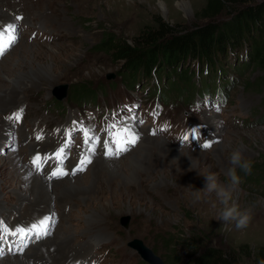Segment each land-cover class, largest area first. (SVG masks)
<instances>
[{"label":"rangeland","instance_id":"374dc122","mask_svg":"<svg viewBox=\"0 0 264 264\" xmlns=\"http://www.w3.org/2000/svg\"><path fill=\"white\" fill-rule=\"evenodd\" d=\"M261 1L251 0V5ZM6 2L13 4L12 12L6 8L7 5L3 6L2 10L8 11L15 20L18 26V40L6 52L12 50L9 59L4 60L7 64H12L10 72H5L7 78L2 76L4 79H0V90L9 89L13 94L19 87H26L24 86L25 90L19 91L16 99L9 100L11 102L0 112V120L8 127L3 138L4 145L0 147V168L12 155L16 158L15 161L18 160L19 169L26 168L32 171L33 175L50 181L54 192L59 194V198L52 202L51 210L43 209L42 214L34 213L39 220L45 216H54L51 234L40 239H54L59 231L62 234L66 231L69 238L63 244L77 248L82 247L92 237L103 235L106 238L91 247L89 253H81L80 255L86 256L82 261H72L73 258L69 257L57 264H143L145 262L137 252L127 245L133 240L142 241L163 264H175V260L178 261L177 264H188L189 258L180 245L183 238L192 236L199 239L200 247L232 250L239 253L242 264H252L253 258L245 254V249L253 252L255 249L264 248V89L256 84L262 73L256 70L249 60L248 48L241 47L236 54H229L226 65L222 66V77L218 76L219 69L216 66L217 76L210 77L217 78L214 83L221 87L219 96L212 98L215 87L211 90V97L207 96L204 101L196 97H184L188 103L180 101L175 94L168 102L157 101L156 98L146 100L151 98L152 89L157 92L166 85L172 72L169 70L166 76V69L169 68L158 69L157 74L161 77L159 79L153 77L146 81L145 77L140 76L139 80L134 79L131 84L129 78L120 75L122 63L114 62L108 55L96 50L103 35L112 34L131 41L156 17L170 25H177L180 30L189 29L201 23L198 13L206 0ZM16 17L22 19L17 20ZM228 17L221 15L216 18V22L224 21ZM3 57H0V60ZM190 63H193V76L190 78L193 77V85H198L199 88L200 83L204 81L202 72L208 65L203 61ZM199 69L201 74L198 73ZM84 82H90L93 97L74 100V92ZM249 82L253 83L252 86H245ZM61 85H67L68 90L67 98L59 103L53 95L54 88ZM142 85L146 86L145 91H140ZM95 101L98 102L97 106H93ZM160 101L165 109L159 108ZM116 104H125L126 111H118L116 108L112 110ZM19 109H23L20 122L6 119ZM83 109H91L90 126L100 141L95 155L92 156L93 164H88L83 172L54 177L51 180L47 174L42 175L31 169V161L25 164L28 155L33 157L38 151H44L45 154L64 145L68 140V124L78 125V120L85 115ZM133 115L137 117L136 121L131 119ZM141 120L143 123L139 122ZM113 123L118 126L134 125V130L140 138L128 151L119 156L108 157L104 154V141L109 140L108 126ZM209 124L222 130L220 136H217ZM193 127L199 129L196 139L191 138ZM153 132L156 134L153 135ZM185 134L189 135V140L183 141L185 147L181 148L180 142ZM22 135L25 142L20 145ZM37 135H42L43 138L37 140ZM80 135L74 134L71 143ZM145 138L155 139L145 145L147 158L160 157L164 149L159 144L164 145L166 142L178 146L183 157L189 160L174 158L172 163H175L171 168V158H162L163 164L169 166L165 168L166 175L161 171L157 172L158 169L153 172L151 179L140 173L144 180L143 183L137 182L136 186H133L136 198H132L129 191L131 194L127 193L118 201L113 203V200H110L97 205L96 208L90 200L82 199L77 194L69 200L64 198L65 195H74L77 191L86 195V192H91L94 187L99 186L97 177L100 175V179L106 174L94 170V160L108 157L109 161H116L135 153L140 154L142 148L139 145ZM158 139L161 142H157ZM205 142H213V146L205 149L202 147ZM112 147L114 149L115 145ZM234 149H238L254 167L248 175L239 168L236 169L242 182L241 191L235 195V200L242 208H250L253 214L249 226L245 229H236L234 223L224 227L223 222L217 218L222 206L214 193L196 203H193L191 197L192 189L201 190L206 186L203 173L214 172L222 182H227L226 173L231 166L229 156ZM66 151L64 162L51 158L42 164L41 169L53 166L60 168L61 165L70 168L78 165L81 154L86 151L84 140L76 145L70 144ZM44 154L38 155L43 157ZM179 165H182L181 168ZM36 169L40 170L38 167ZM7 171L11 172L10 169ZM68 178L74 181L71 186H68ZM161 180L164 185L154 187V183ZM13 190L4 187L0 192V220L9 228L15 227V223L17 226H30L33 221L25 215L27 204L21 205L20 209L14 212V207L20 204H17V193ZM94 214L98 218L91 229L89 217ZM126 217L129 218L128 225L123 228L121 220ZM12 239L7 237L5 241H0V250L3 252L0 258L23 256L29 246H36L40 240H36L32 235L18 240L11 246ZM13 247H16L15 251ZM20 248H23V251H20ZM27 259H30V256Z\"/></svg>","mask_w":264,"mask_h":264},{"label":"trees","instance_id":"16d2710c","mask_svg":"<svg viewBox=\"0 0 264 264\" xmlns=\"http://www.w3.org/2000/svg\"><path fill=\"white\" fill-rule=\"evenodd\" d=\"M198 14L201 23L189 29L180 30L177 25H170L156 17L131 41L112 34L103 35L96 50L105 53L114 62L122 63L120 75L129 78L131 84L134 79L139 80L140 76L145 77L146 81L153 77L159 79L161 77L157 74L158 69L169 68L166 69V76L169 70L172 72L163 87V98L175 94L181 99L184 95H192L199 89L197 85H193V77L190 78L193 76L191 72L193 63L190 62L203 61L208 65L202 72L205 83L203 85H206L205 90H208L209 86L214 88L218 86L214 83L217 78L210 77L216 75L215 68L218 67V76L222 77L221 74L224 73L221 71L222 66L226 65L229 54H236L241 47H245L248 48L249 60L255 69L262 73L256 84L264 89V0L255 5H251V0H206ZM221 15L229 17L216 22V18ZM198 73L201 74V69ZM252 84L249 82L245 86ZM90 88V82H84L74 92V100L93 97L94 92ZM146 89V86L142 85L140 91ZM181 242L180 246L189 258L188 264H242L238 252L226 251L219 247H200L196 236L183 238ZM245 254L248 257L252 256V264H264L263 247L253 252L246 248ZM175 262L178 263L177 260Z\"/></svg>","mask_w":264,"mask_h":264},{"label":"bare ground","instance_id":"6f19581e","mask_svg":"<svg viewBox=\"0 0 264 264\" xmlns=\"http://www.w3.org/2000/svg\"><path fill=\"white\" fill-rule=\"evenodd\" d=\"M3 6H6V8L9 11L13 9V4L11 5L10 3H7L6 0H0V28H2L5 25H8L9 23L15 24V20L8 14L9 12L8 11L4 12L2 10ZM11 51L12 50L6 53L5 56L0 60V79L2 78L4 79V77L7 78L6 73L10 72L11 70L12 63L10 62V60H9L10 63L8 62L9 64L4 62V60L9 59L8 56L11 54ZM24 86L26 87V85ZM24 86L19 87L18 90H15V92H13V94H11L9 89L0 90V112H2L4 108H6L7 104L11 102L9 100L16 99L19 91L25 90ZM3 123L4 122L0 120V147L4 145L3 138L4 136H6L5 131L8 129V127L3 125ZM211 124H209V126L213 128L217 136H220V132L222 130L220 131L219 129H215L214 128L215 126ZM154 140L155 139L152 138H145L143 142L139 145L142 148V153L140 154L135 153L126 158H119L116 161H109L108 157H105L104 159L98 158V160H94V170H98V173L104 172L106 174L100 179H99L100 175L97 177L98 178L97 180H99L98 183L99 186H97L96 188L94 187V190L91 192H89L90 190L88 192H86L85 190L87 196L81 191H77L74 195H70V194L65 195L64 198H68L69 200L72 199V197L77 194L78 196H81L82 199L90 200L91 203L95 206V208L97 207V205L100 206L102 205V203L107 201L109 202L110 200H113L114 203L118 201L120 197L126 195L127 193H130L129 191H131L132 193V194L130 193L131 197L136 198L134 195L135 188H133V186H136L137 182H138L137 184H139V182L143 183L144 180L140 177V173H144V175L147 178L150 177L151 179L153 176L152 174H154L153 172H155V170L158 169L157 172L161 171L166 175L165 168L169 166L163 164V162L161 161L162 158H168V157L171 158V162H170L171 168L172 166H174L175 163V162L172 163L174 158L179 160L180 159L189 160L183 157L182 151L178 146L170 145L166 142H164V145L159 144L164 149L162 155L159 153L160 157L155 156L153 159L147 158L146 153L144 151L145 145L151 143L152 141L154 142ZM157 142H161V140L158 139ZM15 159L16 158H14V156L12 155L9 156L5 160V164L0 168V176H1L0 192L4 187L8 189H14L13 191L17 193V197H18L17 204L18 205L20 204L19 206L14 207V212L20 209L21 205L27 204L26 205L27 210L25 212L26 213L25 215L27 218L32 220L33 223H35L39 221V218L35 217L34 213L36 214V212H39V214H42L41 211H43V209L51 210L52 208L51 204L52 202L56 201L57 198H59V194L57 192H54L53 184L52 183L49 184L50 181H46L41 176L33 175L31 173L32 171L30 172L26 168L19 169L20 165H18L19 164L17 162L18 160L15 161ZM96 161H98V163ZM180 166L182 165H179V167ZM8 169H10V171L11 169H15L16 171L12 170L11 172H8L7 171ZM185 173L186 172L184 171V174ZM68 179H69V181L67 180L68 186L69 185L71 186L74 183V181L72 178H68ZM18 185H19V189H18ZM154 185H155L154 187L164 185V181L161 180L160 182L154 183ZM108 207L110 208V206ZM39 214H37V216ZM33 216L35 218H33ZM97 218L98 216L95 214L89 217V220L91 222L90 223L91 229L93 228L92 225L97 222L96 221ZM92 233L96 234L95 232ZM68 238L69 235H67L66 231H64L63 234L62 232L59 231L54 239L45 237L43 239H40L36 246L34 247L29 246V250H27L23 254V256H17V257L11 256L7 258L4 257L0 258V264H57V263H62L65 259H69V257L73 258L71 259L72 261L74 260L82 261L86 256L84 254L83 256L80 255L81 253L83 252L89 253L91 247H94L96 244H99L100 241L103 242V240H106V238L103 235H98V237H92L91 239H89V241L87 240L88 242L83 244L82 247L72 248L73 246L70 247L68 246V244L67 245L63 244V242L64 241L66 242ZM28 256H30V259H27ZM73 264L76 263L73 262Z\"/></svg>","mask_w":264,"mask_h":264},{"label":"snow or ice","instance_id":"6c2138e0","mask_svg":"<svg viewBox=\"0 0 264 264\" xmlns=\"http://www.w3.org/2000/svg\"><path fill=\"white\" fill-rule=\"evenodd\" d=\"M17 20L22 19V17H16ZM18 40V26L14 23H9L8 25L0 28V57H3L6 52L16 43ZM217 111L219 109L217 108ZM23 109H19L17 112L13 113L11 116L6 117L8 120H12L15 122H20L22 119ZM133 121L137 120V117L133 115L131 117ZM143 123V121H139ZM84 135V145L86 146V151L81 154V159L79 164L72 170V175H75L77 172H83L86 170L88 164L92 163V156L95 155L96 147L99 144V137L94 135L92 129L81 128L80 129ZM153 135L156 133L153 132ZM108 135L109 140L104 141L105 155L108 157L119 156L122 153L129 150L130 146L135 145L139 140V134L134 130V125H120L113 123L108 126ZM42 135H37L36 139H42ZM191 138L196 139L197 134L196 131L193 130L191 132ZM189 135L185 134L182 137V141H188ZM71 144V134H68V140H66L65 144L62 145L55 153L52 154V157H41L39 155L33 157L32 164L37 167L40 166L41 163L46 162V159L56 158L60 161L66 158L67 149H69ZM112 145H115L113 149ZM213 146V142H205L202 147L205 149L211 148ZM13 150H15L13 148ZM67 171L62 170L61 168H57L54 170L49 179L59 178L61 176L68 175ZM54 226V216H45L39 221L31 224L28 227L17 226L12 229L9 228L3 220H0V241L6 240L8 236H19L22 240L32 234L36 239H40L43 236L51 234V228ZM26 246V245H25ZM11 250V249H10ZM23 251V248L19 249ZM3 252L0 250V255Z\"/></svg>","mask_w":264,"mask_h":264},{"label":"clouds","instance_id":"9594fccd","mask_svg":"<svg viewBox=\"0 0 264 264\" xmlns=\"http://www.w3.org/2000/svg\"><path fill=\"white\" fill-rule=\"evenodd\" d=\"M195 130L199 134L198 128H191V132ZM181 148L185 147L183 141L180 142ZM229 164L227 170V182H222L219 176L214 172L203 173L206 186L201 190L191 191L193 203L200 202L206 197L215 194L219 204L222 206L218 213V220L223 222L225 228L228 224H233L236 229H245L252 220V211L250 208H242L235 200V195L241 191V177L237 174L236 169L239 168L245 175L251 174L252 164L243 154L234 149L229 156Z\"/></svg>","mask_w":264,"mask_h":264},{"label":"water","instance_id":"95a60500","mask_svg":"<svg viewBox=\"0 0 264 264\" xmlns=\"http://www.w3.org/2000/svg\"><path fill=\"white\" fill-rule=\"evenodd\" d=\"M112 78V76L109 78V80ZM67 85H61V86H56L54 88V97L58 101H62L66 96H67ZM129 218H123L121 220V224L123 228H126L128 225ZM128 247L131 249L135 250L137 254L140 256V258L146 262L147 264H163L161 260L153 254V252L147 248L142 241L140 240H133L131 242H128Z\"/></svg>","mask_w":264,"mask_h":264}]
</instances>
